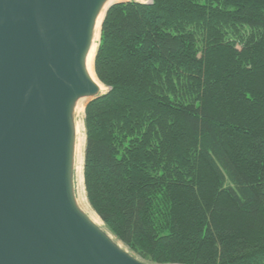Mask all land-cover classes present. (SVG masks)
Segmentation results:
<instances>
[{
	"label": "trees",
	"instance_id": "16d2710c",
	"mask_svg": "<svg viewBox=\"0 0 264 264\" xmlns=\"http://www.w3.org/2000/svg\"><path fill=\"white\" fill-rule=\"evenodd\" d=\"M86 105L84 187L156 264H264V0L114 5Z\"/></svg>",
	"mask_w": 264,
	"mask_h": 264
},
{
	"label": "water",
	"instance_id": "95a60500",
	"mask_svg": "<svg viewBox=\"0 0 264 264\" xmlns=\"http://www.w3.org/2000/svg\"><path fill=\"white\" fill-rule=\"evenodd\" d=\"M111 1L0 0V264H156L77 201L75 110L108 92L86 67L97 21L151 4Z\"/></svg>",
	"mask_w": 264,
	"mask_h": 264
},
{
	"label": "bare ground",
	"instance_id": "6f19581e",
	"mask_svg": "<svg viewBox=\"0 0 264 264\" xmlns=\"http://www.w3.org/2000/svg\"><path fill=\"white\" fill-rule=\"evenodd\" d=\"M120 1H122V0H113L110 2L109 6L114 4V3L120 2ZM146 1L147 0H143L142 3H146ZM103 20H104V11L97 21L92 47H91V50L89 51V54L87 56V62H86L88 75L98 85L101 93L104 92L105 86L103 84H101L95 76L94 62H95L96 52H97V49H98V46H99L100 40H101L100 30H101V24H102ZM84 112H85V106L82 105L81 102H79V104L77 105L76 110H75V114L77 117V123H76V137H77V143H76V178H77V182L79 185L80 184L84 185L83 165H84V147L86 144V134L84 131V126H83V121H82L83 116H84ZM77 201H78V205L80 206V208L88 214L90 220L95 225L102 227L103 224H102L101 220L93 212L90 205L88 204L85 191H84L83 195L79 194Z\"/></svg>",
	"mask_w": 264,
	"mask_h": 264
},
{
	"label": "rangeland",
	"instance_id": "374dc122",
	"mask_svg": "<svg viewBox=\"0 0 264 264\" xmlns=\"http://www.w3.org/2000/svg\"><path fill=\"white\" fill-rule=\"evenodd\" d=\"M146 2H148V0H147ZM106 92H107V89L105 88L104 93H106ZM87 102H88V101H85L84 103L81 102V104L86 106ZM84 119H85V113H84V116H83V119H82V121H83V126H84ZM84 131H85V134H86L85 126H84ZM76 183H77V185H76V194H77V197H78L79 194H80V195H83V194H84L85 189H84V185H83V184H80V185L78 184V182H77V178H76ZM103 229H105L104 226H103ZM105 230H106V229H105ZM134 254H135V253H134ZM135 255H136V254H135ZM139 258H140V257H139Z\"/></svg>",
	"mask_w": 264,
	"mask_h": 264
}]
</instances>
